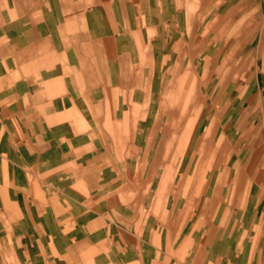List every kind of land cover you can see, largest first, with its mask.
I'll return each instance as SVG.
<instances>
[{"label":"crops","instance_id":"1","mask_svg":"<svg viewBox=\"0 0 264 264\" xmlns=\"http://www.w3.org/2000/svg\"><path fill=\"white\" fill-rule=\"evenodd\" d=\"M187 3L0 0V264H264V128L260 145L247 147L245 162L234 155L225 163L217 151L209 162L216 178L192 187L201 195L214 191L209 224L197 226L189 217L177 229L176 197L187 188L170 186L171 210L151 216L141 198L128 195L129 181L145 175L138 172L145 161L138 136L145 127L134 119L153 114L154 106L144 111L145 102L154 100L146 94L166 84L170 133L181 114L178 85L185 100L194 88L189 89L193 58L185 66L176 50L188 43L200 50L195 57L202 70L220 69L216 54L222 50L211 52L210 44L222 41L225 19H213L223 31L211 34L206 16L198 30L183 32ZM242 7L228 14L232 25L224 45L253 16V9L242 13ZM263 35L254 53L264 45ZM204 50L208 60L202 64ZM231 53L235 77L240 61L235 48ZM249 89L248 81L243 94ZM216 91H207L194 112L191 133L210 102V125L196 147L216 132L215 148L224 150L232 125L228 134L240 152L235 135L242 122H250L248 113L242 121L236 105L241 86L234 84L232 100ZM214 95L223 108L214 110ZM257 98L264 113V85ZM226 100L232 110L224 109ZM250 104L249 99L247 112ZM226 116L227 130L221 124ZM254 129H248V139Z\"/></svg>","mask_w":264,"mask_h":264},{"label":"rangeland","instance_id":"2","mask_svg":"<svg viewBox=\"0 0 264 264\" xmlns=\"http://www.w3.org/2000/svg\"><path fill=\"white\" fill-rule=\"evenodd\" d=\"M187 1L188 3L186 7L190 13H188V19L184 18L180 21L183 32L198 30L202 18L206 16H208V22L205 23L209 24L211 30L209 32L211 34L214 29H218V31H223V27L225 29V36L221 38L222 41L216 42L213 40L212 44H210L211 52L215 49L222 50V52L219 51L216 54L218 56V66H220V69L209 67L206 71L202 70V67L197 65L199 58L195 57L200 50L193 49L188 43L182 44L176 50L174 55H182L185 57V66H188V64L192 62L191 58H193L192 63L196 64V66L192 64V75L189 78V89L194 87L192 94L187 95V100H185L183 85L181 88L178 85L177 105L178 112L181 111L180 113L182 117H180L179 114L177 117L178 119L176 118V133L168 132V113L170 112L172 98L169 93L164 90L166 84L162 82L160 86L154 85L152 87L153 93L146 94V97L149 98L153 96L154 100H147L145 102L144 111L147 114V112L150 111L149 108L154 106L151 110L153 114L151 116L144 115L143 117L141 116L134 119V124L139 121V124H143L145 127V133H139L138 136V145L139 147H144L145 154L144 164L139 166L138 172H142L145 175L143 180H130L128 191L129 197L137 196L141 198V201L145 204L144 209L146 216H151V212H168L171 210V207L166 204L169 199L171 203L173 202V197H170L169 195L170 186L187 188L176 197L180 202L179 208L175 211L178 215V230L185 224V221L189 217L196 218L195 222L197 223V226L205 223L209 224L210 217L212 216V213L215 212L211 202L213 201L211 195L214 191L210 192L208 195H201V193L192 190V187L194 189L205 187L206 180H208L209 176L214 179L216 178L218 170H214V167L209 164L211 158L217 156V151H222L225 163L234 155H239L241 157L245 156V162L247 159V147L251 150V148L256 149L260 145L258 142L263 135L262 130L264 128L263 106L258 107L259 98H257L260 84L264 85V45L261 46L258 54L254 53L255 49L258 47L261 34H264V0ZM236 5L243 6L242 13L248 12L249 9H253V16H250L251 19L245 22L242 21L240 35L235 37L233 42L224 45L223 40L227 39L229 31L227 29L232 25V21L228 20V14ZM216 17H220V20L222 18L225 19L222 21L223 27H221L222 23H216L213 21ZM210 37L212 38V35H210ZM262 39L264 41V35ZM234 48L235 57L240 61L235 77L232 75L231 69L233 58L229 60V57H232L231 52ZM208 51L209 50H204L202 52L200 57L202 64L208 60V58L205 57L208 54ZM251 53L254 54L252 55ZM163 54L168 55L169 53L163 52ZM183 57L181 60L184 59ZM253 62L255 63V66L252 65ZM211 63L212 62H210V64ZM173 66L174 65H171L169 68L170 72H172ZM258 71L260 73H258ZM187 75L190 76L188 73ZM258 78L260 82L258 81ZM248 81L251 83V89H249L250 91L248 93L243 94V85ZM218 82H223L225 84H218ZM236 83L241 86L242 91L240 98L236 101L240 116L243 121L248 113L247 119L250 120L248 125L242 122L240 132L235 135V139L240 137V152L238 150L236 152L232 147L233 138L231 137V134H228L232 129V125L227 130V116L221 123L225 125L224 129L227 130L226 132L224 131L226 142L224 150H217L215 148L218 140L216 132H212L211 135L208 136L205 144L201 145V143L199 147H196L198 143H200L199 141L201 140L202 135L210 125V120L206 119V116L211 105L210 102H207L202 115L196 124L194 133H191L190 131L192 130L196 119L193 116V112L197 111L201 98L206 96L209 91L217 89V94L219 92L223 93L224 97L228 100H232L233 86ZM218 89L220 91H218ZM249 99L251 104L247 112L246 106L248 105ZM216 100V95H214V110L217 108H223L222 104H218L217 106ZM228 100H226L224 109L232 110V103H229ZM251 126H254L255 129L251 138L248 139L247 132ZM133 140L134 137L130 134V145H132L131 141L133 142ZM260 157H264V154ZM236 159L237 157H234L233 161ZM223 166L225 169L227 168L226 164ZM132 167L135 169V166ZM130 172L129 174H131ZM185 174H187V177ZM154 178L156 179L155 181ZM185 178H188L187 182H185ZM224 193L225 192H223V194Z\"/></svg>","mask_w":264,"mask_h":264},{"label":"bare ground","instance_id":"3","mask_svg":"<svg viewBox=\"0 0 264 264\" xmlns=\"http://www.w3.org/2000/svg\"><path fill=\"white\" fill-rule=\"evenodd\" d=\"M183 81H184V80H183ZM179 86H180V88H181V85H179ZM170 94H171V93H170ZM177 95H178V94H177ZM189 98H190V97H189ZM175 99H176V98H175ZM200 105H201V104H200ZM196 108H197V107H196ZM198 108H199V107H198ZM200 108H201V107H200ZM185 109H186V107H185ZM176 112H177V111H176ZM180 112H181V111H180ZM180 112H178V113H180ZM194 112H196V111H194ZM194 112H193V113H194ZM176 115H177V114H176ZM178 115H179V114H178ZM193 116H194V115H193ZM180 117H182L181 114H180ZM191 117H192V116H191ZM177 119H178V118H177ZM179 119H180V118H179ZM178 121H179V120H178ZM191 121H192V120H191ZM180 123H181V122H180ZM192 123H193V122H192ZM175 127H176V126H175ZM189 130H190V129H189ZM189 130H188V131H189ZM175 131H176V130H175ZM190 131H191V130H190ZM168 132H169V131H168ZM179 132H180V131H179ZM175 133H176V132H175ZM189 134H190V133H189ZM183 140H184V139H183ZM161 151H162V149H161ZM161 151H160V152H161Z\"/></svg>","mask_w":264,"mask_h":264}]
</instances>
